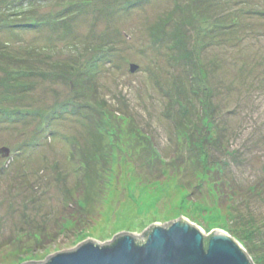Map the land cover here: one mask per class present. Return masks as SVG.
I'll list each match as a JSON object with an SVG mask.
<instances>
[{
    "label": "rangeland",
    "instance_id": "rangeland-1",
    "mask_svg": "<svg viewBox=\"0 0 264 264\" xmlns=\"http://www.w3.org/2000/svg\"><path fill=\"white\" fill-rule=\"evenodd\" d=\"M4 148L0 264L181 216L264 264V0H0Z\"/></svg>",
    "mask_w": 264,
    "mask_h": 264
},
{
    "label": "water",
    "instance_id": "water-1",
    "mask_svg": "<svg viewBox=\"0 0 264 264\" xmlns=\"http://www.w3.org/2000/svg\"><path fill=\"white\" fill-rule=\"evenodd\" d=\"M137 67L132 70L135 71ZM10 151L6 148L0 152ZM209 239L207 240V237ZM24 264H254L242 246L221 230L206 235L184 217L154 223L141 235L121 232L101 244L87 239L73 249Z\"/></svg>",
    "mask_w": 264,
    "mask_h": 264
},
{
    "label": "trees",
    "instance_id": "trees-1",
    "mask_svg": "<svg viewBox=\"0 0 264 264\" xmlns=\"http://www.w3.org/2000/svg\"><path fill=\"white\" fill-rule=\"evenodd\" d=\"M210 236L207 237V240L209 239Z\"/></svg>",
    "mask_w": 264,
    "mask_h": 264
}]
</instances>
